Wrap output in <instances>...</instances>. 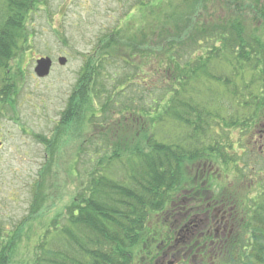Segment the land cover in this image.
<instances>
[{"label":"trees","instance_id":"1","mask_svg":"<svg viewBox=\"0 0 264 264\" xmlns=\"http://www.w3.org/2000/svg\"><path fill=\"white\" fill-rule=\"evenodd\" d=\"M197 1H142L139 10L143 21L138 27L129 28V31L125 28L118 31L115 27L100 37L102 39L99 45H104V51L96 52L94 59L91 58L84 67V72L90 73L88 76L92 78L91 86L83 88L85 92L80 88L78 92L81 95L75 101L79 102L76 106L86 108L90 121L110 119L114 122L109 129L111 132H100L94 127L96 132L106 137L108 143L111 142V146L98 142L102 140L98 138L96 142L90 141L98 161L88 185L69 206L66 224L60 225L57 222L59 217H56L50 220L51 224L44 225L37 247H34L33 254L28 261L25 259L24 264H135L134 258L145 245V239L154 232L155 220L158 219L159 222L161 215L165 216L164 211L174 204V198L194 190L212 191L213 177L210 175L209 178L207 175V171L210 172L211 169L210 164L219 159V162L227 165L233 163L219 140L227 136L226 129L228 133L234 129V124L221 118L228 122L214 131L215 120L219 117L217 103H210L209 95L200 96L193 83L206 80L208 83H220L225 88L239 86L237 78L251 70V63L255 64V72L258 69L264 75V65H261L264 64V40L258 37L254 29L250 31L243 21L241 16H246L244 11L240 12V19L219 21L218 29L215 25L206 27L204 21H193V5L196 6ZM249 3L253 4L252 11L255 7L258 9L256 15H253L262 21L257 23L260 28L264 25V0H249ZM40 4V0H0L2 111H5L6 106L14 107L13 97L22 70L18 67L16 74L12 63L16 61L18 51L22 52L19 44L22 43V47H25L31 37V34L26 33V23ZM205 5L202 1L200 6ZM238 6L236 4L235 9ZM206 13L205 15L208 14ZM249 13L252 14L251 11ZM133 30L138 31L137 37L140 38L135 43H144L139 51L138 47L134 48L135 54L128 51L126 43L127 38L135 36ZM154 33L160 34L161 40L156 48L144 42L153 37ZM181 33L189 41L180 43L179 38L183 40ZM118 39L120 44L116 43ZM198 39L211 45L205 51L206 56L194 55L192 49V54L188 52ZM222 52L226 54L224 61L230 66L229 77L224 76L221 71L212 74L209 67L213 60L223 56ZM191 55L195 58L192 59ZM100 71L105 73L100 76ZM157 77L161 82L159 101L153 98L159 91L156 92L148 85L150 79ZM79 82L83 83L84 78ZM261 82L262 95L264 76ZM243 89L240 91L243 92ZM260 101L261 99L258 103L261 106H254L250 112L251 121L243 123L242 120L235 125L236 129L241 131L242 127L249 126V134H253L257 124L264 118L260 111L264 103ZM72 102L73 99L68 100L66 109L73 108ZM67 114L68 112L62 114L59 121L61 125L53 131L55 133L50 142L46 136L36 138L46 140L49 143L47 146L58 151V146L66 139L64 133L68 132L66 127L62 132L59 130L64 126L63 118L69 119ZM167 119L183 127L182 133H185L180 137L181 143L170 144L154 140V126L158 122L160 126L165 125L168 123ZM106 125L107 123H103V126ZM210 126L215 134L213 138L208 135ZM110 135L111 140L108 137ZM54 143L58 144L53 148ZM84 144L79 147L81 151L86 150ZM229 148L234 147L230 145ZM86 157L91 159L89 154ZM202 162L203 171L201 166H195ZM115 166L121 171L120 179L112 177L110 172ZM193 169L196 173L191 176ZM234 184L235 182L233 187ZM233 187H219L218 190H233ZM253 211L255 217L257 210ZM262 211L261 220L251 225V255H247V260L242 258V254L234 250L235 243L223 264H264V209ZM17 230L18 226L7 232L0 226V264L11 261L12 248L17 253L20 243L16 238Z\"/></svg>","mask_w":264,"mask_h":264},{"label":"rangeland","instance_id":"2","mask_svg":"<svg viewBox=\"0 0 264 264\" xmlns=\"http://www.w3.org/2000/svg\"><path fill=\"white\" fill-rule=\"evenodd\" d=\"M40 1L41 4L35 13L28 17V23H26V33L31 34V37L25 47H22V43L19 44L22 52L18 51L16 61L12 63L16 74L18 67L22 70L18 78L19 85L13 97L14 107L6 106L5 111L0 110V226L7 232L18 226L16 238L20 241L17 253H14L12 248L11 261L8 264H24L25 259L29 260L34 247L38 245L40 232L52 218L59 217L57 222L60 225L66 224L69 206L79 193L84 192L98 161L93 154V145L90 141L96 142L98 138L102 139L98 142L102 144L105 142L107 146H111V142L108 143L106 137L96 132L94 127H97L100 132H111L109 129L114 122L110 119L90 121L86 108L76 106L79 102L75 100L81 95L78 90L82 88L85 92L83 88L87 89L91 86L92 78L88 76L90 73L84 72V67L96 52L104 51V45H99L102 39L100 37L114 30L115 27L118 31H121L119 30L121 28L129 31V28L138 27L143 21L139 4L142 1L152 2V0ZM202 1L206 3L203 7L200 6ZM236 4H239L237 9H235ZM193 7L195 10L192 13L194 14L193 21H204L206 27L215 25L217 29L220 28L219 21L240 19L239 14L244 11L246 16H241L243 21L247 23L250 31L254 29L258 37L264 40V25L258 28L257 23L262 21L253 15V13L256 15L255 12L258 9L255 7L252 11L253 4H250L249 0H198L196 6L193 5ZM250 11L252 14L249 13ZM205 12L208 14L205 15ZM198 13L201 15L198 16ZM133 33L135 36L127 38L126 43L128 51L135 54L134 48L138 47L137 51H139V47H144V43L136 44L135 42L140 39L137 37L139 34L137 30H133ZM157 34L154 33L149 40H144L145 44L149 43L153 48L161 44L160 34ZM184 35L181 33L183 40L179 38L180 43L189 41L185 40L189 38ZM200 40L198 39V42H195L188 52L192 54V49L194 55H205V51L209 50L211 45ZM116 43L120 44L119 39ZM99 46L100 49L97 51ZM221 54L223 56L213 60V64L209 66L210 70L212 74H218L221 71L224 76L229 77L230 66L224 61L226 54L223 52ZM61 57L66 60L63 66L58 64V58ZM191 57L195 58L193 55ZM41 58H49L53 63L51 72L45 78H38L34 73L35 64ZM104 65L108 66L107 63ZM250 65L251 70L249 69L237 78L239 86L231 85L225 88L220 83H208L206 80L193 83L200 96L209 95L210 103H217L219 117L215 120L214 131H218L220 126L224 127L223 124L228 122L221 118L230 120L234 124V129L229 130L230 133L226 129L227 136L219 140V144L226 149V154L233 160V163L227 165L219 162L220 159L214 160V163L210 164V172L206 170V166L205 170L209 178L211 175L214 181L212 185L215 189L212 188L210 192H220L219 187H233V182H235L237 188L234 184L233 190H227L228 192H239L241 196L249 194L246 199L251 206L249 222L245 232L237 237L236 248H234L235 252L242 254L245 260L252 251L251 225L261 220L264 209V118L260 115L262 120L257 124L252 135L249 134V126L242 127L241 131L235 126L242 120H244L243 123L251 121L250 112L254 106H261V103H258L259 99L264 103V90L262 95L260 90L263 88L260 84L264 75L258 69L255 72L254 63ZM154 68H156L155 65ZM104 73L100 71L99 75L102 76ZM208 75L210 76L209 73ZM82 78H84L83 83L79 82ZM148 85L157 92L161 85L160 79L158 80V77L150 79ZM241 88H244L243 92L240 91ZM160 96L159 91L158 95L155 93L153 98L159 101ZM71 99H73V108L66 109L67 102ZM260 111L264 117V105ZM67 112L69 119L63 118L64 126L59 130L62 132L66 127L68 132L64 133L66 139L62 140L64 143L58 146L60 147L58 151L47 146L46 144L49 143H46V140L36 138L46 136L50 142L55 133L53 131L61 125L59 121L62 114ZM167 122L163 126H160L159 122L154 126L152 133L154 140L170 144L181 143L182 138L180 137L185 133H182L183 127L181 128L179 124L169 119ZM103 123L107 125L103 126ZM208 135L209 138L215 135L211 126ZM83 143H85L86 150L81 151L79 147ZM57 144L54 143L52 147L54 148ZM230 145L234 148H229ZM86 154L91 155V159L87 158ZM202 165L204 162L195 164L201 167ZM201 170L203 171L204 168ZM110 172L112 177L122 178L119 167H113ZM194 172L195 170L191 172V176L196 173ZM204 180L207 182V178ZM174 200L175 204L176 199ZM178 200L179 204L183 205L181 196L177 197ZM169 208L170 213L175 214L171 222L174 221V224L175 221L180 220L176 226L180 225L183 219L182 223L185 225L192 220L190 217L187 218L191 216L188 214L190 210L176 211L175 205ZM253 209L257 210L255 217ZM163 216L162 214L161 218ZM161 218L159 222L158 219L155 220L154 225L157 230V240L159 236L165 235L164 231L158 228L161 223L164 224L165 219L161 221ZM21 222H23L22 225Z\"/></svg>","mask_w":264,"mask_h":264},{"label":"flooded vegetation","instance_id":"3","mask_svg":"<svg viewBox=\"0 0 264 264\" xmlns=\"http://www.w3.org/2000/svg\"><path fill=\"white\" fill-rule=\"evenodd\" d=\"M247 195L224 190H199L182 195L183 205L177 199L173 205L176 211L190 210L191 216L187 218L192 220L185 225L183 219L176 226L180 220L173 224L175 214L170 213V208L166 209L161 218V221L165 219L164 224L158 227L165 235L157 240V230L153 228V234L145 239V247H141L134 263L223 264L229 249L237 243V237L245 232L249 222L251 206L246 201Z\"/></svg>","mask_w":264,"mask_h":264},{"label":"water","instance_id":"4","mask_svg":"<svg viewBox=\"0 0 264 264\" xmlns=\"http://www.w3.org/2000/svg\"><path fill=\"white\" fill-rule=\"evenodd\" d=\"M59 65L63 66L66 63L64 58L58 60ZM52 62L49 58H43L36 62L34 72L38 78H45L49 75Z\"/></svg>","mask_w":264,"mask_h":264}]
</instances>
